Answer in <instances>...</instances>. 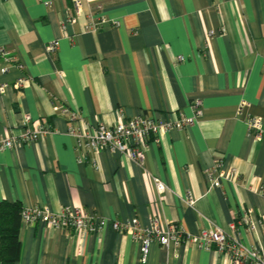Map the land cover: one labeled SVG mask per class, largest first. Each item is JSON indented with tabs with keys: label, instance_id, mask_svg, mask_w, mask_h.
Instances as JSON below:
<instances>
[{
	"label": "crops",
	"instance_id": "crops-1",
	"mask_svg": "<svg viewBox=\"0 0 264 264\" xmlns=\"http://www.w3.org/2000/svg\"><path fill=\"white\" fill-rule=\"evenodd\" d=\"M82 3L69 22L72 0H0V48L24 67L3 74L9 64L0 57V86H8L0 91V139L37 123L50 128L36 142L0 151V203L55 214L83 208L109 222L137 219L144 229L176 224L188 236L218 227L264 251V140L248 130L254 117L264 130V0H102V11L97 0ZM100 17L110 22L87 30ZM196 100V122L159 142L152 137L144 164L108 150L80 162L77 137L60 114L79 111V130L140 115L166 122L194 117ZM220 160L219 170L236 176L212 186L206 171ZM244 208L254 211V230L238 223ZM20 238L15 264H143L140 242L110 223L88 233L22 222ZM145 264L234 263L193 244L153 242Z\"/></svg>",
	"mask_w": 264,
	"mask_h": 264
},
{
	"label": "built area",
	"instance_id": "built-area-1",
	"mask_svg": "<svg viewBox=\"0 0 264 264\" xmlns=\"http://www.w3.org/2000/svg\"><path fill=\"white\" fill-rule=\"evenodd\" d=\"M74 3V16H71L67 21H73L74 18L80 17L83 13L82 0H72ZM97 10H103L102 0H97ZM110 22L106 17L91 18L87 24V30L96 32L101 26ZM118 26V22H114ZM214 30L210 31V36L215 35ZM58 43L54 42L49 51L53 52L57 49ZM0 57L3 58L9 65L1 68L3 74L9 71L10 65L23 70V65L9 58V52L6 48H0ZM179 61H184L183 57L178 58ZM28 81L26 76L21 77L16 88L21 89ZM7 84L0 86V91L4 93L7 90ZM195 116L192 118L181 117L178 120L172 119L166 122H157L154 118L140 115L128 121L121 120L117 125L110 127L104 124L87 127L86 130L77 129L74 124L82 121V115L77 110H72L69 107H63L61 115L67 117L70 122L69 131L77 137V152L80 162H85L90 153H98L103 150L111 152H120L127 156L132 161L145 163L146 150L152 137L156 142L159 138L173 129H184L193 125L196 119L202 113V106L199 100L192 104ZM31 116H26V122H31ZM248 130L250 135L258 140H264V130L262 120L259 118H250L248 120ZM50 132L48 126L35 124L31 129H27L18 137L0 139V151L13 149L18 145L32 143L38 141L43 135ZM216 164L213 168L206 171V174L212 186H219L220 179L225 178L233 181L236 176V170L229 172L219 170L222 167V161ZM93 165L98 168L96 162ZM156 184L160 192H165L166 185L156 179ZM188 203L193 204L192 198H189ZM254 211L252 209H242L239 216V224L244 225L247 230L255 229ZM23 222L27 225L43 222L49 228L53 229H73L77 232L96 233L103 229L108 223L112 228L120 233L129 234L134 240L140 242L142 252V263L147 262L150 254V247L153 242H158L162 247H170L172 244L180 246L182 243L193 244L196 248L205 250H215L219 254L227 256L234 264H264V251L259 248H253L241 243L234 234L229 235L221 228H211L202 231L199 235L188 236L185 231L178 225L172 224L169 228H162L155 221L149 228H141L137 219L131 222H109L106 219H100L86 212L83 208L66 207L60 214H55L49 208L33 209L24 207L22 212ZM235 230V226H232Z\"/></svg>",
	"mask_w": 264,
	"mask_h": 264
},
{
	"label": "trees",
	"instance_id": "trees-1",
	"mask_svg": "<svg viewBox=\"0 0 264 264\" xmlns=\"http://www.w3.org/2000/svg\"><path fill=\"white\" fill-rule=\"evenodd\" d=\"M19 203H0V263L15 264L21 258L22 212Z\"/></svg>",
	"mask_w": 264,
	"mask_h": 264
}]
</instances>
